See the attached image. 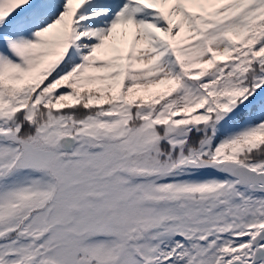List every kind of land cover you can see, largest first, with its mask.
I'll return each instance as SVG.
<instances>
[{
	"label": "snow or ice",
	"instance_id": "snow-or-ice-1",
	"mask_svg": "<svg viewBox=\"0 0 264 264\" xmlns=\"http://www.w3.org/2000/svg\"><path fill=\"white\" fill-rule=\"evenodd\" d=\"M0 264H264V0H0Z\"/></svg>",
	"mask_w": 264,
	"mask_h": 264
}]
</instances>
